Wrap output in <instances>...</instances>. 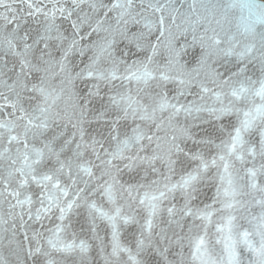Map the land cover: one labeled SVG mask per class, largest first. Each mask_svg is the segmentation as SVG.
<instances>
[{"label":"snow or ice","instance_id":"snow-or-ice-1","mask_svg":"<svg viewBox=\"0 0 264 264\" xmlns=\"http://www.w3.org/2000/svg\"><path fill=\"white\" fill-rule=\"evenodd\" d=\"M237 7L247 15L237 19ZM0 9V247L9 252L0 264H264V3L0 0ZM181 157L194 166L173 181ZM138 169L158 178L123 180ZM205 184L215 185L211 202L194 205ZM253 204L261 211L241 231L235 212ZM82 208L80 231L94 243L73 227ZM213 223L220 251L209 247Z\"/></svg>","mask_w":264,"mask_h":264},{"label":"water","instance_id":"water-1","mask_svg":"<svg viewBox=\"0 0 264 264\" xmlns=\"http://www.w3.org/2000/svg\"><path fill=\"white\" fill-rule=\"evenodd\" d=\"M226 2H230V0H226ZM236 2L238 4L240 3H245V2H249V0H236ZM251 2H255V3H264V0H251ZM0 11H3V9H0ZM233 14L234 16L238 19L241 15H247V11H242L239 7L233 9ZM24 27H34V25H32L31 21H29V23L27 25H24ZM259 28V26H258ZM95 37H93L94 39ZM190 39V37H189ZM119 47L121 49H124V51H128L129 49L128 48H125V45L123 43H121L119 45ZM132 52H135V48L133 47L131 49ZM198 51V50H197ZM140 55H143L142 53ZM195 55V53L185 57V59H187L189 62H190V65L189 66H194V61H193V56ZM136 57L132 56L131 54L129 55L128 59H129V62H131L132 59H135ZM11 59V58H9ZM75 59V58H74ZM75 62L76 63H79V60L78 59H75ZM251 67V66H250ZM221 71H224L223 68L220 69ZM249 75H252V72L250 71L249 72ZM259 73L256 72V76H258ZM255 78V77H254ZM116 83H119V82H116ZM79 89H80V92H81V95H83L87 89L85 87V85L83 83L79 84L78 85ZM104 91H107V88L104 89ZM188 99H192V97H188ZM96 107H99V105L97 104ZM232 120H235V117L234 116H231V117H226L224 121H221V122H215L213 121L212 124H202L201 125V129H207L209 132H211L213 130V125L216 124V123H227L229 121H232ZM128 123H131L130 121ZM97 127L96 124H93L92 125V128H95ZM69 131H71V126L69 125ZM91 131V129H90ZM194 131H200L198 129H194ZM200 134L201 135H204V132L203 131H200ZM161 136H163L164 134L163 133H160ZM217 143H219V140H217ZM37 147H40L41 145L37 144L36 145ZM188 147H192L194 150H195V146L189 144ZM215 151V150H213ZM250 159V158H249ZM257 163H259V161H257ZM194 166V163L193 162H185L184 161V158L181 157V163H178L177 167H176V172L175 174L172 176V179L173 181H176L180 178V174L181 172L184 170L185 167L187 168H190ZM157 167L158 168H161V171H164V168L161 167V165L158 163L157 164ZM237 167H240L239 163H237ZM246 167H251V165H246ZM212 172L214 173L215 170L213 169ZM241 174L243 175V172H241ZM147 177L146 180L142 179L143 177ZM158 178L157 177V174L155 173H152L150 170L145 173L143 171V169H138L137 171H134V172H127V170L125 171V173L123 174V180L124 181H128V182H135V181H140V182H149L151 181L152 179H156ZM258 183L260 184H264V177H258ZM35 186H32L30 188V191H35ZM214 192H215V185L214 184H205L202 186L201 188V191L200 193H198V198L193 201V204L194 205H198V206H201L203 207V204L204 203H209L211 202L210 198L214 195ZM257 196H259V194L257 193ZM97 199H99L97 197ZM242 199H245V200H250L251 197H243ZM174 203H176L178 206L180 204L183 203V201L179 198V196L177 197V199L175 201H173ZM105 207L107 208V205L105 204ZM216 207H220L219 205H216ZM261 211L260 207L258 205H250L248 207H245V208H242L240 210H237L235 212V215L237 216V220L235 221V223H237L239 226H240V230L243 231L245 229L247 230H251L252 229V225L249 223V219L251 218L252 215H257L259 214ZM86 214V210L85 209H80L78 210V215H74L72 217V220H73V227L75 229V231H77L80 235V238H83V239H86L89 241V243H94L91 239H90V234L87 232V231H83L81 232L80 231V226L81 224L84 223V216ZM221 215H227V212H224V213H217L216 214V217H214V220H216L219 216ZM167 221V215L166 213L164 214L163 218H162V222L160 224L161 227H169L166 223ZM185 223V229L184 231L187 232V225L189 223H191V220L190 218L189 219H186L184 221ZM197 223H200L199 221H197ZM33 227H39V225H33ZM172 228H174L175 226H171ZM100 228L102 230V234H104L106 231H107V226L106 224H101L100 225ZM215 228H216V225L215 223H213L212 225L209 226V240H210V244H209V247L210 248H214L216 251H220L222 249V245H217L215 244V239H216V236L218 235L216 232H215ZM159 229H157L158 231ZM136 231V225H129L127 227H123L122 228V242L127 244V242L131 239V236H132V233H134ZM21 236H22V233H21ZM107 238V237H106ZM7 243V241H5V244ZM93 256H96V252H95V249H93L92 253H91ZM185 254H187V248L185 249ZM0 255H4V256H9V252L7 250V248H3V247H0ZM244 256L247 258H250V254L248 253H244ZM172 258V257H170ZM96 259L98 260L99 258L96 257ZM156 257H151L150 260L151 261H155ZM69 264H71V261H69Z\"/></svg>","mask_w":264,"mask_h":264}]
</instances>
